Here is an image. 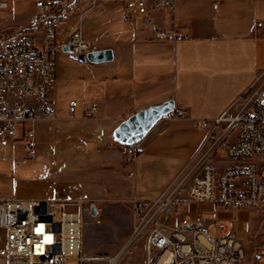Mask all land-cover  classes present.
<instances>
[{"label": "crops", "instance_id": "crops-1", "mask_svg": "<svg viewBox=\"0 0 264 264\" xmlns=\"http://www.w3.org/2000/svg\"><path fill=\"white\" fill-rule=\"evenodd\" d=\"M35 2L9 0L5 7L32 16L31 24H9L2 32L33 28L38 22ZM128 5H134L133 0H73L57 12L69 18L67 37L81 35L101 49L111 48L114 54L111 61L97 64L75 59L80 63L78 76L88 85L90 96L75 110L76 113L81 106L82 116L67 121L57 116L55 121L36 128V138L38 133L46 134L53 128L74 134L61 148V164L69 162L73 155L96 174L105 173V179L112 184L110 187L104 177L97 178L99 186L109 192L89 190L96 194L89 196L91 204L86 203L85 196L64 198L63 206L76 204L80 209L63 212L71 221L75 212H82L80 203L95 204L100 213L106 205L115 209L125 206L133 213L135 199L160 196L196 158L208 138L213 118L232 106L238 96L264 83V26L257 24L264 23V0H175L174 6L160 8L150 3L147 13H135L133 20L124 17ZM147 18L152 20L151 25ZM153 27L169 33L176 28L186 36L156 38ZM56 75L58 81L57 70ZM171 98L176 110L133 145L136 153H127V147L111 137L115 125L131 113ZM93 103H97L95 116L90 113ZM202 119H208L209 126H202ZM75 133L86 140H73ZM180 198L163 217L167 225L183 217L201 215L208 225L224 222L230 229L226 221L218 220L221 210L217 207L191 200L186 191ZM29 199L47 201L51 207L56 203L40 196ZM67 224L78 225L65 222V232ZM70 238L73 237L66 236L65 242ZM240 240L246 250L248 242ZM140 243L147 250L146 241Z\"/></svg>", "mask_w": 264, "mask_h": 264}, {"label": "built area", "instance_id": "built-area-1", "mask_svg": "<svg viewBox=\"0 0 264 264\" xmlns=\"http://www.w3.org/2000/svg\"><path fill=\"white\" fill-rule=\"evenodd\" d=\"M72 1L36 0L35 31L17 28L0 34V137L11 138L17 128L22 129L30 154L36 146L37 126L57 119L52 97L57 83L56 55L64 52L70 57L80 56L101 49L81 35L66 36L69 18L57 12ZM133 2L134 5L126 7V20H133L135 13L146 14L150 3L155 8L172 7L175 0ZM8 4L9 0H0V7ZM146 22L152 24L150 18ZM257 24L264 26L262 21ZM36 31L40 33L34 34ZM60 36L65 38L61 40ZM153 36L178 37L186 33L176 28L169 33L153 27ZM77 106V100H70L71 114ZM96 111L97 103H93L91 115L95 116ZM209 123L208 119L200 120L202 126ZM218 150L221 157L234 162L218 168L214 161ZM183 191L191 200L223 209L264 211V83L251 93L238 96L232 106L213 118L204 146L168 190L154 199L134 200L132 231L114 254L84 252L82 212H75L72 221L63 213L64 220L56 222L47 201L3 199L0 200V256L6 264H121L131 248L144 239L148 264H244L246 250L226 223L208 225L201 215L183 217L172 225L163 221ZM80 206L95 218L90 205L80 203ZM65 222L78 224L75 249L64 246L66 236L74 237L63 230Z\"/></svg>", "mask_w": 264, "mask_h": 264}, {"label": "rangeland", "instance_id": "rangeland-1", "mask_svg": "<svg viewBox=\"0 0 264 264\" xmlns=\"http://www.w3.org/2000/svg\"><path fill=\"white\" fill-rule=\"evenodd\" d=\"M6 8L0 7V34L9 24L18 23L21 27L31 24L32 16L19 10L12 11ZM26 30L35 31L36 28L28 27ZM40 31L34 34L38 35ZM77 64L80 63L64 52L56 55L58 81L52 97L56 104L57 116L61 121L81 117V106L90 98L88 85L84 84L78 76L80 69ZM71 98L76 99L81 105L74 115L69 113ZM105 133L107 134L108 130H105ZM75 134L77 137L73 140H86L80 133ZM73 136L74 134H69L68 131L56 128L46 134L38 133L32 154L26 147L25 132L22 129L17 128V133L11 138L0 137V199L23 200L39 196L46 197L50 201H56L50 208L53 209L55 221L61 222L64 211L80 210L76 204L63 206L61 201L64 198L78 199L85 196L86 203L91 204L88 198L96 194H90L89 190L109 192L104 191L99 186L101 181L97 180L100 177L105 179V173H100L99 176L92 168L72 158L73 155H70L69 162L61 164L64 152L61 148L65 142L71 141ZM220 153L221 150H218V155L214 159L218 168L225 163L234 162L221 157ZM106 184L112 187L108 181ZM217 208L221 210L218 220L226 221L230 230L239 239L248 242L245 245L247 251L244 264H264V211L258 212L250 208ZM82 213L84 223L81 227V240L83 250L88 254L111 255L117 252L126 243L135 221L134 212L132 213L125 206H118L115 209L106 205L105 211L102 213L99 211L95 216L96 219L100 218L97 222L88 216L87 211L82 210ZM71 261L76 262V259ZM0 264H6L2 256H0ZM85 264H104V262ZM121 264H148L146 248L139 242L137 246L131 248Z\"/></svg>", "mask_w": 264, "mask_h": 264}, {"label": "water", "instance_id": "water-1", "mask_svg": "<svg viewBox=\"0 0 264 264\" xmlns=\"http://www.w3.org/2000/svg\"><path fill=\"white\" fill-rule=\"evenodd\" d=\"M67 50V46L64 47ZM73 59L81 62L103 63L114 58L111 48H103L92 51L87 55H73ZM176 110L175 100L168 99L158 104L141 108L118 122L111 131V137L122 145H133L140 142L153 129V127L165 116ZM93 216L98 215L95 204L90 206Z\"/></svg>", "mask_w": 264, "mask_h": 264}, {"label": "bare ground", "instance_id": "bare-ground-1", "mask_svg": "<svg viewBox=\"0 0 264 264\" xmlns=\"http://www.w3.org/2000/svg\"><path fill=\"white\" fill-rule=\"evenodd\" d=\"M133 145H125L127 147L128 152L135 150V148H133ZM77 228H78V225L76 224H67L65 227L68 233L73 234L75 236L77 235ZM75 236L72 239L70 238L71 240L69 239V241L65 242L64 246L66 248L75 249L77 247V238Z\"/></svg>", "mask_w": 264, "mask_h": 264}, {"label": "trees", "instance_id": "trees-1", "mask_svg": "<svg viewBox=\"0 0 264 264\" xmlns=\"http://www.w3.org/2000/svg\"><path fill=\"white\" fill-rule=\"evenodd\" d=\"M38 27H40V24L38 25Z\"/></svg>", "mask_w": 264, "mask_h": 264}]
</instances>
